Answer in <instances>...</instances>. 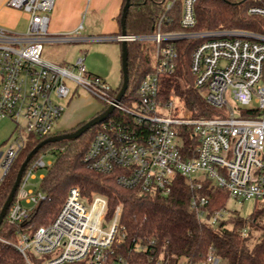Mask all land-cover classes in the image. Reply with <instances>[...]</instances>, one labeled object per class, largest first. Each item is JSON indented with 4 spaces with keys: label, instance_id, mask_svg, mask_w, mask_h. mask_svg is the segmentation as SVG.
Listing matches in <instances>:
<instances>
[{
    "label": "built area",
    "instance_id": "2783aa9c",
    "mask_svg": "<svg viewBox=\"0 0 264 264\" xmlns=\"http://www.w3.org/2000/svg\"><path fill=\"white\" fill-rule=\"evenodd\" d=\"M169 5L170 9L175 2ZM181 24L196 25L198 0H180ZM57 0H9L7 5L28 15L25 33L0 27V121L11 120L18 135L0 158V184L26 146L28 135L50 138L59 134L56 125L65 106L56 99L87 90L105 105L114 104L113 88L86 68V56L75 64L57 65L43 60L49 35V14ZM264 19V5L249 9ZM149 37L120 36L119 42L138 39L157 45L156 71L141 81L132 107L116 105L132 117V123L106 120L95 133L83 162L95 172L113 175L116 183L143 194L168 196L178 177L192 187L224 189L240 204L264 201V35L244 31L163 34L161 26ZM83 26L76 31L80 34ZM206 39L195 49L190 70L206 102L218 110L211 117L193 118L185 105V83L177 77L175 41ZM69 40L70 38H65ZM167 42L166 44H163ZM69 82L74 85L72 89ZM188 126L196 136L191 155L182 151L178 127ZM40 153L28 164L5 220L17 231L14 247L26 264H129L116 255L125 228L123 206L106 218L107 201L89 200L72 187L59 212L49 223L36 226L33 219L46 200L41 190L27 189L36 172L53 163ZM53 154V153H52ZM45 175H42V180ZM207 197L193 198L198 218L216 225L234 213L226 206L211 212ZM33 222V223H32ZM254 244L260 232L242 230ZM1 240V238H0ZM145 249V248H142ZM202 264H221L211 251Z\"/></svg>",
    "mask_w": 264,
    "mask_h": 264
},
{
    "label": "trees",
    "instance_id": "16d2710c",
    "mask_svg": "<svg viewBox=\"0 0 264 264\" xmlns=\"http://www.w3.org/2000/svg\"><path fill=\"white\" fill-rule=\"evenodd\" d=\"M172 1L132 0V7L126 19L127 34L140 38L152 36L157 31L159 21L164 17L161 26L163 34L244 31L264 35V19L249 13L251 7L264 5V0H198L195 5L196 25L191 29H186L181 24L180 0L168 9ZM125 3L126 0L124 6ZM121 18L122 15L119 17L120 23ZM205 40L195 37L174 42L178 53L176 75L187 87L185 105L193 118L211 117L219 113L206 102L205 94L196 87L190 70L192 55L197 46ZM119 43L122 45V42ZM127 44L130 84L123 102L131 103L137 95L142 79L148 73L156 71L157 45L153 41L141 39L129 41ZM120 88L113 90L114 98ZM108 107L105 105L103 111ZM111 119L132 123V117L121 110L114 111L108 118ZM99 128L100 125L75 140L48 144L34 157L50 149L56 157L42 180L41 191L46 200L33 219L36 226L49 223L63 206L69 190L77 187L89 200L96 196L106 199L107 219L114 216L118 206H123L121 224L125 232L116 255L123 256L129 264H202L211 251L215 252L221 261H225V264H264V203L257 207L248 219L234 213L227 220L212 225L198 218L192 207V199L207 197L211 212L221 210L230 200L229 193L224 189H209L208 185L197 189L182 177L176 179L168 196L143 194L138 190L122 188L116 183L113 175L90 170L83 162L84 155ZM178 129L182 151L186 156H190L192 147L197 142L196 136L188 126ZM45 139L47 138L28 135L25 148L9 175L0 184V212L22 164L31 151ZM247 226L260 232V237L254 244L251 243L250 236L244 237L242 234V230ZM19 229L20 227L9 224L7 220L1 225L0 264H26L25 259L14 247Z\"/></svg>",
    "mask_w": 264,
    "mask_h": 264
},
{
    "label": "rangeland",
    "instance_id": "374dc122",
    "mask_svg": "<svg viewBox=\"0 0 264 264\" xmlns=\"http://www.w3.org/2000/svg\"><path fill=\"white\" fill-rule=\"evenodd\" d=\"M8 1L9 0H0V27L17 33H25L28 28V15L26 16L23 14V11L8 6ZM115 43L112 42L110 44L108 42H97L81 45L71 44L70 46L72 48L69 50L67 56L64 55L63 49L61 50L60 47L55 48L54 45H46L43 53V60L53 64H75L78 59V57H76L77 53L82 48L87 51V58L85 61L87 70L93 74L100 75L98 73L99 69H109V67L113 65V59L115 55L109 48L111 47V45H115V47L118 49L117 54L119 55V57L121 56V44L117 42ZM75 48H77V51ZM118 68L119 69L117 76L114 77L113 74V76L107 80V83L115 88L118 87V82L121 80V64H119ZM69 85L72 89L74 88V85L70 82ZM121 85L122 83L120 84L118 89L121 87ZM56 101L65 106V112L59 119L56 128L70 127L71 125L75 124L78 119L82 118L83 115L91 112L98 106H104V102L102 100L96 98L84 89H79L78 93L75 96L66 99H56ZM123 105L125 107L133 109L131 103H127L126 101H124ZM89 120L90 119H88L87 121ZM17 135V127L14 122L7 119L0 121V158L7 150L8 146L14 142V139L17 137ZM47 151L52 152V149L43 151L42 153H46ZM55 158L56 157L52 153L45 155V161L47 162L51 161L52 163H54ZM46 174V169L37 171L36 180H31L27 185V189H31L34 191L41 190L42 175ZM263 203L264 201H257L255 199L247 201L244 204H240L238 202H235L234 200H229L227 206L231 212L238 214L245 219H248L253 214L255 209H257V207H260ZM221 264H225V261H221Z\"/></svg>",
    "mask_w": 264,
    "mask_h": 264
},
{
    "label": "crops",
    "instance_id": "0c3cea01",
    "mask_svg": "<svg viewBox=\"0 0 264 264\" xmlns=\"http://www.w3.org/2000/svg\"><path fill=\"white\" fill-rule=\"evenodd\" d=\"M123 8L124 0H57L54 10L49 15V35L48 40L44 44V50L46 45H54L55 48L60 47L61 50L63 49L64 55L67 56L69 50L72 48L70 46L71 44L81 45L97 42H108L110 44L112 42L119 43L117 38L122 36L119 17L123 13ZM23 14L27 16V14ZM80 26H83V29L80 34H77L76 31ZM65 38L70 39L66 40ZM109 48L115 55L113 59V65H111L109 69H99L98 73L100 75H94L103 78L107 82V80L110 79L113 74L114 77L117 76L119 69L118 66L119 64H121V80L118 82L119 87L123 79L122 59L121 56L119 57V55L117 54L118 49L115 47V45H111V47ZM75 49L77 51V48ZM79 51L76 56L78 57V59L81 56H86V50L81 48ZM70 64L73 63H63L57 65ZM111 87L113 88V90L118 89V87ZM104 107L105 104L103 107L98 106L91 112L83 115L82 118L78 119V121L70 127L57 128L58 133L70 131L76 128L83 121L92 119L94 116L101 113L104 110Z\"/></svg>",
    "mask_w": 264,
    "mask_h": 264
},
{
    "label": "water",
    "instance_id": "95a60500",
    "mask_svg": "<svg viewBox=\"0 0 264 264\" xmlns=\"http://www.w3.org/2000/svg\"><path fill=\"white\" fill-rule=\"evenodd\" d=\"M132 0H126L125 6L123 8L122 18H121V28H122V36L126 37L128 36L126 32V19L129 13L130 8L132 7ZM122 85L120 88V91L118 95L116 96V99L114 101V104H111L105 111L99 113L98 115L94 116L92 119H90L87 122H84L80 127L76 128L73 131L70 132H64L59 133L57 135H54L50 138L45 139L42 141L38 146H36L31 153L27 156L26 160L22 164L17 179L15 181V184L0 212V227L5 221V218L7 216V213L14 202L15 196L17 194V191L20 187L22 177L24 172L26 171V168L28 164L31 162V160L40 152L41 149H43L46 145L52 144V143H58L63 142L67 140H75L84 135L86 132L91 130L92 128L101 125L103 122H105L115 111L116 105L118 103H121L126 96V93L129 89L130 84V76H129V51H128V44L127 41L122 42Z\"/></svg>",
    "mask_w": 264,
    "mask_h": 264
}]
</instances>
